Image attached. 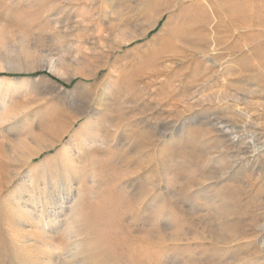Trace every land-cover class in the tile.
I'll return each mask as SVG.
<instances>
[{
	"label": "rangeland",
	"instance_id": "1",
	"mask_svg": "<svg viewBox=\"0 0 264 264\" xmlns=\"http://www.w3.org/2000/svg\"><path fill=\"white\" fill-rule=\"evenodd\" d=\"M0 264H264V0H0Z\"/></svg>",
	"mask_w": 264,
	"mask_h": 264
}]
</instances>
